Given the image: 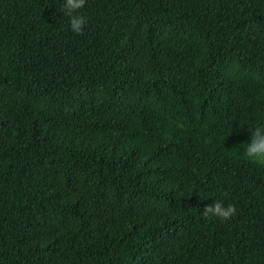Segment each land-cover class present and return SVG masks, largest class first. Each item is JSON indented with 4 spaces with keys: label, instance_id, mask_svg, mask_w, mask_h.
<instances>
[{
    "label": "trees",
    "instance_id": "16d2710c",
    "mask_svg": "<svg viewBox=\"0 0 264 264\" xmlns=\"http://www.w3.org/2000/svg\"><path fill=\"white\" fill-rule=\"evenodd\" d=\"M61 5L0 0V264H264V0Z\"/></svg>",
    "mask_w": 264,
    "mask_h": 264
},
{
    "label": "clouds",
    "instance_id": "9594fccd",
    "mask_svg": "<svg viewBox=\"0 0 264 264\" xmlns=\"http://www.w3.org/2000/svg\"><path fill=\"white\" fill-rule=\"evenodd\" d=\"M86 0H62L61 11L68 18V27L72 33L81 34L86 26V19L80 13ZM251 130V136L243 144V158L252 164L264 166V126H256ZM231 204H225L216 200L206 205L203 210L204 216H212L221 220H227L234 214Z\"/></svg>",
    "mask_w": 264,
    "mask_h": 264
}]
</instances>
